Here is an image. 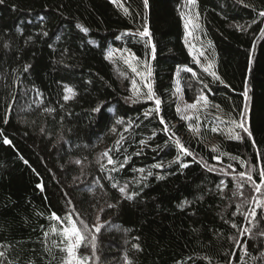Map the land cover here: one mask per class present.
Here are the masks:
<instances>
[{
  "label": "trees",
  "instance_id": "trees-1",
  "mask_svg": "<svg viewBox=\"0 0 264 264\" xmlns=\"http://www.w3.org/2000/svg\"><path fill=\"white\" fill-rule=\"evenodd\" d=\"M189 7L188 0H148L147 7L144 0L0 3V251L6 253L5 264H63L62 225L51 213L63 218L72 205L89 226L97 216L104 225L96 234L98 260L89 264H264L259 235L264 209H257L259 224L253 222L251 235L240 234L250 225L236 212L242 203V211H250L252 197L260 194L245 184L239 189L243 196L233 195L240 172L251 170L259 183L255 169L264 168V156H258L264 153V18L258 17L264 0H196L192 7L219 79L195 63L187 47ZM145 26L156 46L155 59L149 38L138 34ZM109 47L126 48L149 62L150 84L161 100L158 114L145 116L155 101L132 94ZM184 67L195 73L182 74L186 97L193 100L203 91L211 108L235 120L247 106L251 138H229L213 121L212 109L202 114L199 134L189 128L177 112L175 93ZM65 88L75 93L68 101ZM98 106L100 111H93ZM4 137L12 143L4 144ZM176 138L192 156L179 153ZM109 148L118 161L115 172L108 171L107 157L101 158ZM178 154L181 161L174 162ZM157 163L163 167L155 168ZM213 167L225 171H209ZM113 183H127L129 192L139 194L128 200ZM233 222L238 228L231 227ZM79 254L90 255L91 249L82 246Z\"/></svg>",
  "mask_w": 264,
  "mask_h": 264
},
{
  "label": "snow or ice",
  "instance_id": "snow-or-ice-1",
  "mask_svg": "<svg viewBox=\"0 0 264 264\" xmlns=\"http://www.w3.org/2000/svg\"><path fill=\"white\" fill-rule=\"evenodd\" d=\"M4 0H0V3H3ZM113 2H115V0H113ZM241 2H243V0H241ZM188 3L190 5H195L196 0H188ZM144 5L145 7L148 6V0H144ZM125 13L128 14V9L125 8ZM183 15V14H182ZM258 17L260 18H264V9H261L258 11ZM198 19H199V13L197 12L195 14V18L189 17L186 22H185V28L187 29L189 27V24H191L193 26V28H199V23H198ZM253 23H256V20H253ZM249 27H251V25H249ZM84 31H87V29L85 28ZM260 33L262 36H264V28L260 29ZM138 34L141 37H148V44H151V37H150V32L147 28V26L144 27L143 31H139L138 30ZM7 46V45H5ZM111 55V54H110ZM201 56L204 55L203 52L200 53ZM156 56V46L155 44H151V57L153 59H155ZM138 59V58H137ZM125 63H128V61H125ZM139 63V60H138ZM195 63L199 64L200 60L198 58L195 59ZM145 67L147 68V72L148 75L151 76V68L148 66L147 61L144 62ZM212 68V64L209 63L208 67L205 68V71H209ZM25 70H27V66H25ZM188 72H193V69L191 68H186L185 69ZM133 72L138 73V70L136 67L132 68ZM210 74L215 78V79H219L218 77H216L215 72H210ZM193 75H195V73L193 72ZM133 89H134V93L137 95V97L139 98V93L140 90L138 88H136V82L135 80H133ZM221 83H223V81H221ZM147 92L144 94L145 98L147 100H154L155 101V108L149 111L145 112V116H149L152 114L153 111H155L157 114L160 111V105H161V100L159 98L155 97V93L152 90V86L151 84H147ZM205 88H207V85H205ZM65 95L63 96V99L65 101H68L69 99H71L75 93L73 92V90L71 88H65ZM245 99H247L248 97V92H247V88H245V91L243 93ZM131 99V98H130ZM203 105V107L207 108L210 105V101L207 95H205L203 93V91L201 92L200 95L197 96V98L195 99V102L191 103V104H187L185 105V110L187 109H196L198 110V106ZM216 107H219L218 105ZM46 111H53V109H46ZM93 111H100V106H98L97 108L93 109ZM181 109L180 107H177V112H180ZM247 111V106H245V109L243 111H241L240 113V119L239 120H232L230 121V124L232 125V128L229 131V138L231 139H235V140H243L245 138L244 134L247 135V137L251 138L252 137V132L250 131L249 127L246 126V121H245V114ZM183 119L185 120H191L193 119L191 116H187L185 115L183 117ZM197 121H198V117H196ZM160 122L162 124H165L164 119L161 117ZM5 123H7V117L5 118ZM189 128L192 129L193 132L199 134V125L197 124V126L193 127L192 124H189ZM239 129V132H236L235 130ZM212 131H217V128L213 127L211 129ZM41 131H43V129H41ZM165 132H169L170 129L167 127V125H165L164 128ZM173 136H175L174 133H172ZM124 137L121 136V140H123ZM3 143L10 145L12 143V141L10 139H8L7 137H4L3 139ZM141 145L145 144V141H140ZM174 143L178 146L179 148V153L185 155V156H192L193 153L189 150L188 147H186L179 138H176L174 140ZM253 144H255V141L253 140ZM120 140L116 141V148L115 151H120ZM215 150V149H214ZM113 151L112 148L106 149L103 153L101 158L103 157H107V165L111 166L108 171L110 172H115L118 170L117 168V163L118 161L114 160L112 155H110L109 153H111ZM140 153L137 152V155H139ZM220 155H226V153H221ZM258 156H264V153H258ZM215 159H219V156L214 157ZM129 159V157L125 156L124 157V163L127 162V160ZM232 159H237V157H232ZM181 161V155L178 154L176 157V161L174 162H180ZM25 163H27V161H25ZM77 164H80L81 161L77 160L76 161ZM124 163H120L119 167L123 168L124 167ZM181 167H188L187 164L185 163H181L180 165ZM155 168H162L163 165L160 163H157L154 165ZM231 165H228V168H231ZM100 169L101 171L105 170V165L104 164H100ZM221 171L224 172V169H216V168H210L209 171ZM258 172V177H259V183L256 182V180L253 179V175H252V171L250 170L248 173L245 172H240L238 175L241 178L240 182H238L237 184V192H233V195H237L239 194L240 196H243L244 193L242 191H239V189H242L244 187L245 184H248L249 187L255 192L260 194L259 196H253L252 200L255 203V207H253L250 211H248L247 213H244L242 211L243 208V203L240 205H237L236 208V212L240 213L243 216L244 222L248 225H250V227H246L240 230V234L244 235V234H252V225L253 222H255L256 225L259 224V221L256 220L257 217V209H264V168H259V169H255ZM138 171L140 173H144V169H138ZM148 176L152 175V172L149 171L147 173ZM108 179H113V177L109 176ZM142 179H146V177H142ZM157 179H163L162 176H157ZM137 183H140L141 181H136ZM221 184H224L223 181H221ZM113 188H118L119 192L122 194V196L128 200L133 199L136 195H138L139 193L137 192H129L128 191V184L125 183L123 186H120L118 183H113L111 185ZM226 186V185H225ZM38 187L41 188V190H43V186L42 185H38ZM217 187H220V185H217ZM247 199L244 200V203H247ZM187 203V202H185ZM67 204H72V201L69 199L67 201ZM109 208L113 207V205H108ZM181 207H183V204L181 205ZM104 211L103 208L100 209V212L102 213ZM75 215L76 219L73 218V216ZM233 215H236V213H233ZM51 218L55 221H59L62 225V232L60 233L63 236V240L61 241L62 244H64V247H62L60 250L62 252L66 253V260L63 261V264H89L90 260H98V257L96 256V239L97 236L96 234L100 233L102 227L104 225L99 223L100 220V216H97V223L93 224L91 226H89V224L80 216L79 212L75 211V206L72 205V211L67 212V214L61 218L60 216H58L55 212L51 213ZM262 219H264V215H262L261 217ZM77 221H79V226L77 224ZM231 227L232 228H238V225L236 223H231ZM92 229H94V232L92 231ZM53 233H55V229L52 230ZM45 236H48V232L44 233ZM259 235L261 237H264V231H260ZM231 239H233V241L235 243H239V241L236 239L235 236L231 237ZM53 243L55 244V241H53ZM89 247L91 249V254L90 255H82L79 254V249L82 247ZM133 248L139 250L140 246L138 244H134ZM243 250L245 252V255H247V244L245 242L244 246H243ZM230 255H235V253H231ZM0 264H5V260H7L6 257V253L4 251H0ZM8 264H12L11 261H8ZM126 264H131L130 260H126ZM228 264H232V261L229 260Z\"/></svg>",
  "mask_w": 264,
  "mask_h": 264
},
{
  "label": "rangeland",
  "instance_id": "rangeland-1",
  "mask_svg": "<svg viewBox=\"0 0 264 264\" xmlns=\"http://www.w3.org/2000/svg\"><path fill=\"white\" fill-rule=\"evenodd\" d=\"M188 12L185 14V22L189 17L195 18V13L192 12V7L194 5L189 4ZM199 28H193L191 24H189V27L186 29V35H185V41L187 44V47L194 58H198L200 60V63L198 64L202 69L205 71V68L208 67L209 63L212 64V68L209 71H205L206 73L210 74V72H214L213 69L215 68L214 61L212 59V54L210 52V49L208 48L206 42L203 39V36L201 34V23L198 19ZM203 52L204 55L201 56L200 53ZM109 56L112 57L117 65V73L122 78H127L130 82V91L134 96H137L134 93L133 89V80L136 82V88L140 90L139 98H145V93L147 92L146 85L150 83V76L148 75L147 68L144 65V62L146 60H141L131 52H129L126 48H116V47H109L108 48ZM111 54V55H110ZM138 58V59H137ZM139 60V63H138ZM125 61H128V63H125ZM148 66L150 67L149 62L147 61ZM136 67L138 70L137 74L136 72L132 71V68ZM188 67L182 68L181 72L176 77L175 80V93L176 97L178 99V107H180V115L181 117H184L185 115L191 116L193 119L186 120L188 125L192 124L193 127H195L198 123L202 121V114H205L208 109H212L213 111V121L217 124V126L229 137V131L232 128V125L230 124V121L235 120L232 117L225 116L226 114L220 109V108H211V104L205 108L203 105L198 106V110L196 109H187L185 110V105L191 104L195 102V99L198 95L201 93H198L193 100H189L186 97V91L184 89L183 85V77L182 74L186 71L185 69ZM211 75V74H210ZM198 117V121L196 119ZM191 129V128H190ZM192 130V129H191ZM236 132H239V129L235 130ZM98 221L95 222V224ZM99 223L102 224V221L99 220Z\"/></svg>",
  "mask_w": 264,
  "mask_h": 264
}]
</instances>
